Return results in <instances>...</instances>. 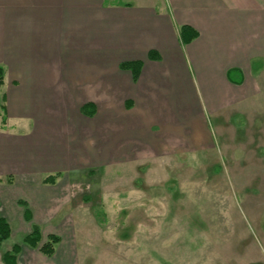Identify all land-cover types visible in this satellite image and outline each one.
Returning <instances> with one entry per match:
<instances>
[{
    "label": "crops",
    "instance_id": "obj_1",
    "mask_svg": "<svg viewBox=\"0 0 264 264\" xmlns=\"http://www.w3.org/2000/svg\"><path fill=\"white\" fill-rule=\"evenodd\" d=\"M183 25L199 32L186 45ZM129 61L143 63L137 79L121 67ZM0 66V216L25 235L40 225L41 243L61 238L52 256L19 242L17 264H74L71 173L87 141L101 159L191 153L224 124H262L264 0H0ZM174 72L200 91L199 109L174 107L173 93L158 101ZM152 126L165 131L155 142L140 137ZM51 174L57 182L44 183ZM14 244L3 243L0 264Z\"/></svg>",
    "mask_w": 264,
    "mask_h": 264
},
{
    "label": "rangeland",
    "instance_id": "obj_2",
    "mask_svg": "<svg viewBox=\"0 0 264 264\" xmlns=\"http://www.w3.org/2000/svg\"><path fill=\"white\" fill-rule=\"evenodd\" d=\"M172 79L158 101L173 93L174 107L203 105L187 77ZM260 118L258 126L224 124L207 149L191 153L101 159L97 142L87 141L71 173L74 264H264V110ZM198 123L213 136L209 119ZM159 128L140 137L155 142L165 132ZM10 225L5 246L25 236L23 222Z\"/></svg>",
    "mask_w": 264,
    "mask_h": 264
},
{
    "label": "trees",
    "instance_id": "obj_3",
    "mask_svg": "<svg viewBox=\"0 0 264 264\" xmlns=\"http://www.w3.org/2000/svg\"><path fill=\"white\" fill-rule=\"evenodd\" d=\"M198 35L199 32L195 28L189 25H183L179 29V37L183 45H186L187 43L191 42L193 39L198 37ZM150 56L152 58H158V53L155 50H152L150 52ZM142 66L143 63L141 61H129L121 64V67L123 69H129L133 72L135 79L138 78ZM4 74H5V70L2 66H0V86L4 83ZM81 111L86 115H92L95 112V108L93 104L88 103L81 108ZM5 122H6V116L3 115L4 125L6 124ZM57 178H58L57 174H51L46 176L43 182L48 184H55L57 182ZM7 180L8 183L13 182L12 177H9ZM26 213L28 220H31L28 211H26ZM11 235H12V227L10 225V222H8V220L0 216V250L3 243L7 239H9ZM41 241H42L41 227L38 224L32 223V231L24 236L22 243L32 248L39 249L44 255L52 256L55 253L56 248L61 241V238L56 234H50L46 242L41 243ZM20 251H21L20 243H15L11 250L4 251L3 252L4 263L17 264V256L20 253Z\"/></svg>",
    "mask_w": 264,
    "mask_h": 264
}]
</instances>
